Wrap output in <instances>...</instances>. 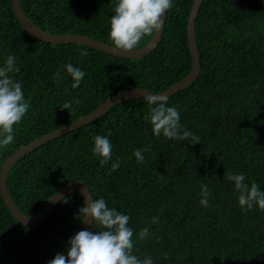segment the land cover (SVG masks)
Returning a JSON list of instances; mask_svg holds the SVG:
<instances>
[{
    "label": "trees",
    "instance_id": "16d2710c",
    "mask_svg": "<svg viewBox=\"0 0 264 264\" xmlns=\"http://www.w3.org/2000/svg\"><path fill=\"white\" fill-rule=\"evenodd\" d=\"M193 0H174L162 38L140 59L116 57L83 44H51L33 37L17 20L12 0H0V63L17 57L29 109L14 126L15 140L0 150V169L23 145L91 113L119 91L162 92L191 70L187 25ZM25 15L57 35H84L108 45L113 0H21ZM153 35V34H152ZM152 35L143 37L137 48ZM201 70L197 79L168 99L186 130L200 137L154 136L144 120L147 105L133 98L87 125L19 159L7 176L21 211L34 216L71 181L88 184L93 197L129 215L135 254L154 264H264V210L241 211L224 179L243 172L264 190V0H203L195 20ZM87 55L81 56L80 50ZM71 62L85 72L80 85L54 73ZM71 102V108L61 105ZM107 135L111 161L99 164L92 137ZM145 149L137 162L135 149ZM211 189L208 207L199 204L200 183ZM82 198L68 194L36 226L18 223L0 195V264H47L64 253L69 237L84 228L75 217ZM153 216L158 222L150 223ZM93 226L94 231L96 230ZM149 236L137 239L140 228Z\"/></svg>",
    "mask_w": 264,
    "mask_h": 264
},
{
    "label": "clouds",
    "instance_id": "9594fccd",
    "mask_svg": "<svg viewBox=\"0 0 264 264\" xmlns=\"http://www.w3.org/2000/svg\"><path fill=\"white\" fill-rule=\"evenodd\" d=\"M174 0H113L112 15L108 20V37L111 44L118 50H133L138 47L141 39L152 35L161 28L164 17L173 6ZM87 50L81 49L80 55L86 56ZM17 57L7 54L0 63V150L5 149L15 140V128L26 115L29 101L25 98L22 83L14 78L18 73ZM70 78V87L77 88L85 77V72L71 62H65L62 69H57L54 76L57 80ZM144 95L147 105L144 120L151 124L154 136L163 135L168 139L191 138L192 143H199L200 137L186 130L180 120V112L175 105H170L162 94ZM62 108H71V102L65 101ZM91 151L101 157L100 165L111 161L112 170L120 166L119 158L112 161L113 145L107 135L96 134L92 137ZM148 149H135L132 155L137 162L145 159L143 153ZM224 179L230 182L235 190L236 199L241 211L253 207L264 210V190L256 181H246L243 172H228ZM199 204L208 207L211 189L201 182ZM82 205L75 217L84 223L95 225V231L82 228L71 235L67 241L66 251L56 253L47 264H154L150 256L141 258L135 254L133 229L129 226V215L109 207L102 196L93 197L87 184L79 190ZM158 222V216H153L150 223ZM137 239L144 240L149 236V228H140Z\"/></svg>",
    "mask_w": 264,
    "mask_h": 264
},
{
    "label": "water",
    "instance_id": "95a60500",
    "mask_svg": "<svg viewBox=\"0 0 264 264\" xmlns=\"http://www.w3.org/2000/svg\"><path fill=\"white\" fill-rule=\"evenodd\" d=\"M203 0H193V5L188 18L187 25V38H188V46L191 54V70L187 76L182 78L181 80L175 82L171 86H169L166 90L162 92H152L155 94H162L169 99L177 92L182 89L190 86L198 77L201 64H200V56L198 51V46L196 42L195 36V20L198 15L199 8L202 4ZM12 8L14 14L21 24V26L33 37L49 42L51 44H83L86 46H90L99 50L104 51L107 54L116 57H123L127 59H140L145 55L151 53L159 44L164 30L166 15L161 17L163 23L161 28L153 33L150 41L140 47L133 50H118L115 49L114 46L108 45L104 42L96 40L94 38L84 36V35H57L50 32H47L34 24L23 12L21 7V0H12ZM150 90L145 88H130L117 92L116 94L109 97L103 103H101L98 107H96L91 113L73 121L72 123L63 126L59 129H56L48 134H45L34 141L30 142L27 145L21 146L17 149L12 155H10L5 162L2 164L0 169V195L4 201L5 206L7 207L10 214L13 218L20 224L25 226H36L41 223L48 214L61 202L68 194L79 191L81 188H86L87 184L83 181H71L64 185L60 190H58L44 205V207L34 216H28L16 204L13 197L11 196L8 185H7V176L12 168V166L22 157L29 154L33 150L39 148L40 146L46 144L47 142L53 141L56 138H59L71 131H74L84 125H87L91 122H94L96 119L101 117L107 111H109L112 107L128 101L133 98H143L144 95L151 94ZM84 228L89 231H94L93 225L91 223H84Z\"/></svg>",
    "mask_w": 264,
    "mask_h": 264
}]
</instances>
